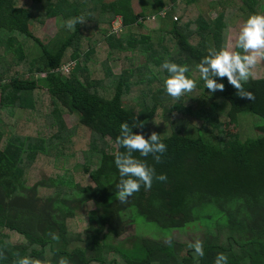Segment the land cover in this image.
Listing matches in <instances>:
<instances>
[{"label": "trees", "instance_id": "trees-1", "mask_svg": "<svg viewBox=\"0 0 264 264\" xmlns=\"http://www.w3.org/2000/svg\"><path fill=\"white\" fill-rule=\"evenodd\" d=\"M142 2L0 0V264H264V75L242 38L224 53L237 12L264 37V0ZM18 110L45 125L5 132ZM242 116L254 134L228 139ZM39 154L53 175L29 185ZM138 222L153 232L116 240ZM188 228L204 237L173 239Z\"/></svg>", "mask_w": 264, "mask_h": 264}, {"label": "rangeland", "instance_id": "rangeland-1", "mask_svg": "<svg viewBox=\"0 0 264 264\" xmlns=\"http://www.w3.org/2000/svg\"><path fill=\"white\" fill-rule=\"evenodd\" d=\"M204 1H215V0H204ZM203 0H200L201 4L205 6ZM134 6L136 7V10H139L140 5H143L144 2L142 0H133ZM146 12L149 14H152V11L150 7L148 6L146 9ZM211 16H215L216 10H212ZM230 18V17H229ZM234 20L230 21L228 24V27L226 29L225 33V49L224 53L231 57L233 54V48L238 38H242L244 41V60H243V68L245 72L250 73L252 75H256L259 73V75H264V61L261 59V53L264 50V37L256 30H252L251 28L246 25L245 21L240 18V13L237 12L233 14ZM160 19L156 18L154 16H149L148 18L144 19V25L147 28H157L160 24ZM113 26L118 28L120 26V20L117 18V20L113 21ZM40 32L43 34V36L46 37H53L58 33L57 28V22L53 18L46 19L43 23V25L40 27ZM115 72L120 71V66L114 65L113 67ZM262 72V73H260ZM53 103L51 99H47L46 103H43V108L52 110L53 109ZM36 113L32 110L25 112V115L21 111H16L13 122L8 126L5 127L4 124H2L3 130L6 132H25V133H34L38 128H41L45 125V122L43 125H39L41 122L37 120H33L32 117ZM37 119V117H36ZM62 119L65 122L67 126H72L77 121V115L75 113H69L64 112L62 114ZM250 116H242L238 120V125L236 123H228L225 122L224 130L229 136L227 137L230 140L237 139L240 137L241 139L244 138L246 135H253V127L252 122L250 120ZM154 124L151 127L152 132H158L162 133L166 131V126L161 122V116L157 115L154 119ZM228 131V132H227ZM43 132V131H42ZM41 132V133H42ZM51 133V131H50ZM43 136H50L49 132H43ZM66 152V151H65ZM64 154V150H61L57 156L59 158V155ZM76 162L82 163L84 161L83 159V153L81 149H76L74 151ZM54 157L52 156H42L39 154V156L36 158L32 166L30 167L29 175L30 180L27 184H32L34 181L40 180V179H46L48 176L53 175V161ZM46 163H50L51 167L49 169H46L50 165H46ZM45 164V165H44ZM73 167V166H72ZM68 169L67 172H71V165L65 164V169ZM53 169V170H52ZM72 176L74 177L75 182H85L87 180V175L83 173L82 170L79 169V171H72ZM93 208V204L91 201H87L85 205L80 210V214L82 216H85V214ZM141 224L138 222L131 223L127 228L124 229V232L117 237L116 240H121L125 237L132 238L133 236H149L148 233L143 232H153L152 226H140ZM143 231V232H142ZM142 232V233H140ZM172 237L176 241H193L198 242L197 240L202 239L204 236V230H197V229H191L188 228L184 231V233H179L178 231L172 232Z\"/></svg>", "mask_w": 264, "mask_h": 264}, {"label": "built area", "instance_id": "built-area-1", "mask_svg": "<svg viewBox=\"0 0 264 264\" xmlns=\"http://www.w3.org/2000/svg\"><path fill=\"white\" fill-rule=\"evenodd\" d=\"M64 70L67 71V67L64 66Z\"/></svg>", "mask_w": 264, "mask_h": 264}]
</instances>
